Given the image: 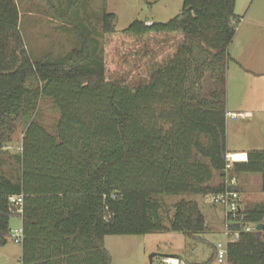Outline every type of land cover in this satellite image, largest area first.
I'll use <instances>...</instances> for the list:
<instances>
[{"label": "trees", "instance_id": "16d2710c", "mask_svg": "<svg viewBox=\"0 0 264 264\" xmlns=\"http://www.w3.org/2000/svg\"><path fill=\"white\" fill-rule=\"evenodd\" d=\"M234 10L235 0H182L166 23L131 22L123 37L163 38L165 49L158 59L146 45L138 50L132 81L130 74L107 78L96 40L64 57L32 60L15 0H0V245L17 216L21 264H111L108 236L194 239L205 231L196 202L179 200L167 220L161 196L239 193L226 180L241 174H258L264 194V149L232 155L227 169L228 46L241 20ZM114 20L103 13L104 33L115 32ZM43 98L58 114L51 130L35 118ZM24 123L20 151H5ZM19 195L21 207L8 202ZM244 214L264 225V202ZM226 252V264H264V226L240 233Z\"/></svg>", "mask_w": 264, "mask_h": 264}, {"label": "rangeland", "instance_id": "374dc122", "mask_svg": "<svg viewBox=\"0 0 264 264\" xmlns=\"http://www.w3.org/2000/svg\"><path fill=\"white\" fill-rule=\"evenodd\" d=\"M69 2L70 0H15L19 13L18 28L32 60H41L47 55L54 58L64 57L74 49H79L81 41L96 40L100 45L98 54L104 59L107 78L109 80L116 77L123 78L130 74L132 81H135L140 66L137 51L142 50L146 45L148 49L153 50L158 59L165 50L163 38L149 37L145 38L146 41L139 42L133 38L123 37L120 33L134 20L166 23L180 13L182 6V0H79L70 7ZM257 10L260 14L264 12V0H235L236 16L245 17L248 13L253 15ZM103 13L115 16L113 34L103 32ZM247 20L251 22V16ZM146 24L150 25V23ZM236 34L237 32L228 51L231 54L241 51L242 54L243 48H246L248 43L240 34ZM167 42L171 46V40L168 39ZM254 42L252 41V44ZM250 81L236 63L232 61L228 63L226 111L231 116H235L234 119L226 116L225 146L228 152L252 147L258 150L264 148V111L262 110L264 99L259 98L258 90L250 98L252 92V88H249L252 85ZM211 85L207 73L202 81L204 95H209ZM241 112L247 114V117H240ZM35 118L50 130L55 126L58 114L51 100L43 98L39 101ZM24 128L25 123L17 127L12 143L5 151L10 153L20 151ZM3 169L8 168L3 167ZM253 177L255 181L251 180L249 183L248 196L258 201L260 194L264 196L260 192L261 179L257 174ZM208 196L204 197L205 205L210 204ZM159 199L162 202L163 217L169 220L173 215V205L179 200L199 201L200 197L179 195L161 196ZM203 210L206 212V207H203ZM167 220L164 222L166 225ZM19 227H21L20 218L17 216L10 218V232ZM198 236L189 239L174 232L142 236H108L104 239V246L110 254L111 264H164L165 255L179 256L181 264H218L215 260L214 248L224 241L222 234L211 231ZM11 242L8 236L6 247H0V255H2L0 264H20L19 245ZM14 253L15 257L5 258L7 254Z\"/></svg>", "mask_w": 264, "mask_h": 264}, {"label": "crops", "instance_id": "0c3cea01", "mask_svg": "<svg viewBox=\"0 0 264 264\" xmlns=\"http://www.w3.org/2000/svg\"><path fill=\"white\" fill-rule=\"evenodd\" d=\"M251 16V22H248L247 18ZM146 23H151L149 21H146ZM245 25V26H244ZM248 25V26H247ZM238 29V31H237ZM235 32H237L236 35L240 34V36L248 43L246 48H243L244 52L239 51V53L235 52L231 54L228 51V54L230 57L234 60V63H236L237 67L241 69V72L246 76L247 80L251 82V86L249 88L252 90L250 98L254 96V93L256 90L259 91V98L264 99V12L262 14L259 13V10L253 15L251 13H248L247 16H242L240 20V24L238 25V28ZM242 31V32H241ZM235 37V36H234ZM240 37V39H241ZM242 41V39H241ZM252 41H255L252 44ZM233 43H230V45ZM229 45V46H230ZM228 46V49H229ZM248 53V56L246 54ZM261 54V56H260ZM263 54V55H262ZM244 55V56H242ZM233 62V61H232ZM227 83V82H226ZM263 95V96H262ZM264 111V107L262 109ZM228 114V112H227ZM240 117H247V114H244L243 112L240 113ZM234 119V118H233ZM226 144V140H225ZM10 148V147H9ZM264 149V148H263ZM250 150H258L254 147L241 149V150H234V151H227L228 154L226 155V160L228 162L233 163L231 156L234 154H242L245 157L247 156V152ZM260 150V149H259ZM247 159V158H246ZM254 174H241L237 178L239 188V196H240V204L243 210L246 208H249L257 203L264 202V196L259 195V200H252L249 198V183L251 180L255 181L253 177ZM258 175V174H257ZM261 192V189H260ZM262 193V192H261ZM263 194V193H262ZM200 197L199 201L197 200H190L185 199L189 201H194L198 204V207L200 209V212L202 213V216L204 218V225H205V231L204 232H215L221 233L223 236V229H224V223L225 218L223 215V211L221 207L213 206L211 203L205 205V196L200 195H194L193 197ZM209 197V196H208ZM206 207V212H204L203 207ZM219 213V215H218ZM20 226H21V220H20ZM256 228V226H255ZM203 232V233H204ZM180 234V233H177ZM182 235V234H180ZM199 237V236H198ZM12 243V242H11ZM13 244V243H12ZM7 242L4 245H0V247H6ZM20 251V264H21V246L19 245ZM182 252V251H181ZM16 253V252H15ZM15 253L13 255L5 256V258H12L15 257ZM2 257V255H0ZM179 257V256H178Z\"/></svg>", "mask_w": 264, "mask_h": 264}, {"label": "built area", "instance_id": "2783aa9c", "mask_svg": "<svg viewBox=\"0 0 264 264\" xmlns=\"http://www.w3.org/2000/svg\"><path fill=\"white\" fill-rule=\"evenodd\" d=\"M232 118H235L234 115L227 114ZM240 116V115H239ZM228 162V161H227ZM229 165L227 169L231 168L232 163L228 162ZM226 185L231 187H236L238 181L236 176L227 178ZM210 203L213 206L221 207L223 215L225 218L224 229H223V238L224 241L218 243L215 248V260L218 264H226V244L230 241H236L239 239L240 233H251L255 231V225L246 221V216L244 210L240 204V196L236 190H225L220 193L209 195ZM22 196H11L8 198V202L16 207L22 206ZM11 241L20 245L23 238L22 227L13 230L9 235ZM164 264H181V259H175L171 257L163 258Z\"/></svg>", "mask_w": 264, "mask_h": 264}, {"label": "water", "instance_id": "95a60500", "mask_svg": "<svg viewBox=\"0 0 264 264\" xmlns=\"http://www.w3.org/2000/svg\"><path fill=\"white\" fill-rule=\"evenodd\" d=\"M246 161V160H245ZM242 162V161H241ZM244 162V161H243ZM263 224H258L257 226H256V228H255V230L256 231H260V230H262V228H263ZM166 257H171V258H175V259H180V257H178V256H174V255H171V256H169V255H165V256H163V258H166Z\"/></svg>", "mask_w": 264, "mask_h": 264}]
</instances>
